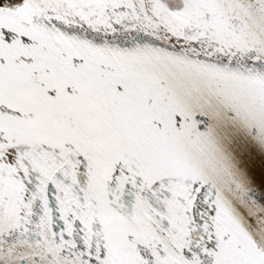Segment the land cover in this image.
Segmentation results:
<instances>
[{
    "label": "snow or ice",
    "instance_id": "snow-or-ice-1",
    "mask_svg": "<svg viewBox=\"0 0 264 264\" xmlns=\"http://www.w3.org/2000/svg\"><path fill=\"white\" fill-rule=\"evenodd\" d=\"M0 264H264V0H0Z\"/></svg>",
    "mask_w": 264,
    "mask_h": 264
}]
</instances>
